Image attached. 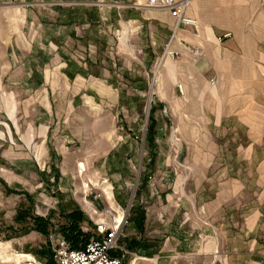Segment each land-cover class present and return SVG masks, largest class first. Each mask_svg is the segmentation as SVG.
<instances>
[{
  "label": "rangeland",
  "instance_id": "374dc122",
  "mask_svg": "<svg viewBox=\"0 0 264 264\" xmlns=\"http://www.w3.org/2000/svg\"><path fill=\"white\" fill-rule=\"evenodd\" d=\"M54 4L0 0V264L7 255L8 264H16L17 253L28 250L51 262L58 235L70 242L71 223L81 242L89 238L92 200L129 207L114 252L128 264L135 257L134 264H153L142 249L128 246L131 237L149 236L148 220L137 225L132 207L154 212L156 193L180 177L188 186L208 183L215 172L210 161L224 165L229 149L245 155L264 135V41L206 36L204 45L172 57L164 53L167 32H160L166 42L160 60L108 66L102 52L94 73L83 45L88 38L44 37L45 11L54 15ZM257 6L255 21L264 9L261 0ZM106 25L97 20L95 27ZM113 26L117 42L151 44L133 17ZM103 30L98 47L109 43ZM249 189L257 200V187ZM182 256L186 264H200L199 254Z\"/></svg>",
  "mask_w": 264,
  "mask_h": 264
},
{
  "label": "crops",
  "instance_id": "0c3cea01",
  "mask_svg": "<svg viewBox=\"0 0 264 264\" xmlns=\"http://www.w3.org/2000/svg\"><path fill=\"white\" fill-rule=\"evenodd\" d=\"M259 1L188 0L187 12L197 18L199 27L180 24L173 30L170 11L144 6L145 0H55V14L48 15L45 11L47 30L44 37L47 40L88 38L83 40V45L87 50V63L94 73L98 70L94 62L100 61L102 52L106 54L108 66L129 64L132 59L145 65L163 56L160 53L166 42L159 39L160 32L168 33V48L182 56L186 47L204 45L206 36L212 38L214 35L219 42L224 39L264 41V9L255 21ZM128 17L140 22L141 32L150 34L151 44L144 41L128 45L116 41L114 35L119 30L113 24ZM252 17L254 22L250 24ZM97 20L108 27L104 30L95 27ZM51 23L55 24L54 28ZM78 23L87 28L76 30L74 24ZM247 26L250 27L248 31ZM101 30L109 33L105 32L110 35L109 43L98 47L95 38L98 33L102 34ZM226 31L230 34L223 35ZM135 46L143 47V53H136ZM126 52L129 56L124 55ZM165 65L173 69L170 58L165 60ZM250 144L245 155L241 150H226L222 166L217 163L211 166L214 161H210L208 166L215 172L208 183L195 182L188 186L186 182L181 183L180 177L178 184L157 192L159 198L151 204L154 212L145 209L143 221L146 225L148 220L150 225L149 236L146 235L150 246L136 247L137 251L142 249L144 255L151 256L153 264H186L182 255L193 253L200 255V264H264V135ZM233 158L239 162L234 164ZM256 174L258 178L253 183ZM252 185L257 187V200L250 199ZM206 190L211 191L210 195L204 196ZM210 238H214V243L208 244ZM170 256L182 259L169 261ZM193 263L188 260L187 264Z\"/></svg>",
  "mask_w": 264,
  "mask_h": 264
},
{
  "label": "built area",
  "instance_id": "2783aa9c",
  "mask_svg": "<svg viewBox=\"0 0 264 264\" xmlns=\"http://www.w3.org/2000/svg\"><path fill=\"white\" fill-rule=\"evenodd\" d=\"M261 1L264 4V0ZM187 4L188 0H145L142 5L168 9L173 17V30L180 24H192L198 28L197 18L187 12ZM228 34L230 31L223 33V35ZM135 50L138 54L143 53L141 46H135ZM164 53L175 57L177 51L168 49L166 46ZM177 85L179 90L184 92L182 82L178 81ZM90 191L92 192V189ZM94 196L95 198L101 197L100 193H95ZM128 208L120 204L116 206L109 200L103 203L98 200L89 201L87 211L90 223L94 227V233L81 245L72 246L64 236L58 235L52 245V263L45 257L42 258L28 250V252L17 253L19 260L16 264H122V256L114 251L120 246L119 237L128 218Z\"/></svg>",
  "mask_w": 264,
  "mask_h": 264
},
{
  "label": "trees",
  "instance_id": "16d2710c",
  "mask_svg": "<svg viewBox=\"0 0 264 264\" xmlns=\"http://www.w3.org/2000/svg\"><path fill=\"white\" fill-rule=\"evenodd\" d=\"M132 210L134 212V219L133 220H136V224L137 225H140V227H143L144 224H143V221H144V218H145V209H143V207L140 205V204H135L133 207H132ZM66 226V225H65ZM68 226L70 227L69 230H68V239L69 241L72 243V246H79L81 245L83 242H81L79 240V235H78V232L75 231V227L73 226V223L68 224ZM67 226V227H68ZM130 241L128 242V246L132 249H135L136 247H139V246H148L149 244H147V241H144L142 240V238H137V237H131L129 239ZM146 240V239H145ZM51 263L53 262V258H52V254H51ZM122 264H128V258L124 259Z\"/></svg>",
  "mask_w": 264,
  "mask_h": 264
},
{
  "label": "bare ground",
  "instance_id": "6f19581e",
  "mask_svg": "<svg viewBox=\"0 0 264 264\" xmlns=\"http://www.w3.org/2000/svg\"><path fill=\"white\" fill-rule=\"evenodd\" d=\"M18 257V256H17ZM11 259V256L10 255H7L6 256V259H4V261L6 262L5 264H8V261H10ZM19 260V259H18Z\"/></svg>",
  "mask_w": 264,
  "mask_h": 264
}]
</instances>
